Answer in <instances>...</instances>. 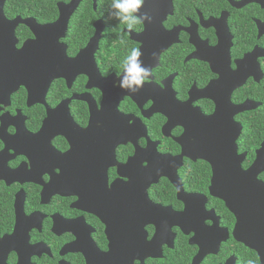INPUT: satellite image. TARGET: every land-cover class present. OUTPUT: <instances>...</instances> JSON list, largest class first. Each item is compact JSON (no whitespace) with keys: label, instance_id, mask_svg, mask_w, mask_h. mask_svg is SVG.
<instances>
[{"label":"flooded vegetation","instance_id":"flooded-vegetation-1","mask_svg":"<svg viewBox=\"0 0 264 264\" xmlns=\"http://www.w3.org/2000/svg\"><path fill=\"white\" fill-rule=\"evenodd\" d=\"M7 1L2 7L6 21L19 18L39 26L56 23L59 6L76 3L58 44L67 59L74 60L97 42L93 55L97 73L111 82L116 94L105 98L103 91L90 88L89 78L79 74L83 68L68 69L70 85L54 73L45 95L43 85L31 81L26 87L12 83L9 88L15 89L9 96L0 94V259L5 264H87L92 246L91 254L110 252L108 230L133 244L134 255H126L127 261L132 258L130 264H260L255 251L234 239L236 214L211 196L212 168L193 158L205 142L207 152L222 151L217 159L225 165L226 148H210L208 142L227 145L232 124L233 136L240 125L236 140L237 155L243 156L240 169L247 171L257 159L264 143L261 5L255 0H172L162 27L173 35L156 37L159 44L168 45L143 85L150 90L146 96L115 83L127 53L132 47L140 49L137 39L145 27L128 33L126 26L108 19L111 0L34 4L54 16L47 22L33 16L9 18L4 11ZM21 4L32 12L34 6ZM89 8L90 29L81 27L78 18ZM22 28L28 32L24 40ZM122 34L124 44L119 41ZM14 35L17 50L36 41L22 24ZM48 39L52 44L42 45L43 55L56 49L54 37ZM109 42L118 48L108 50ZM5 62L0 59L4 82L0 90L8 86ZM28 87L35 93L30 95ZM81 98L92 100L95 113ZM245 103L255 108L233 116L232 123L229 115L208 120L220 108L229 111L231 105ZM49 116L51 125L45 127ZM134 160L140 164L134 165ZM138 167L155 169L145 173L156 180L146 191L149 204L134 194V188L139 192L148 182ZM256 179L264 185V172ZM241 183L245 182H233ZM152 241L155 247L148 251L146 245Z\"/></svg>","mask_w":264,"mask_h":264},{"label":"water","instance_id":"water-1","mask_svg":"<svg viewBox=\"0 0 264 264\" xmlns=\"http://www.w3.org/2000/svg\"><path fill=\"white\" fill-rule=\"evenodd\" d=\"M5 1L6 0H0V59H6L5 65L8 70L6 73L5 83H7L6 85L8 86H3L2 90H0V94L5 93L6 96H9V94H11L15 89V86L12 89L9 88V85L12 83L14 85L19 84L26 87L27 83L31 81L34 83L37 82V84L41 83L43 85L42 95H45L54 73H56L55 75L57 77L65 79L66 83L70 85L72 81L70 79H73V77L69 79L67 78V75L70 74L68 69L74 70V68H83L84 70L79 72V74L87 76L89 78L90 88L94 87L103 91L105 98H110L113 94H116V90L111 88V82L108 80H102L97 73L93 58L94 48L96 47L97 42H91L90 45L81 51L74 60L67 59L64 47L58 44V40L64 38L65 36V31L67 30L69 21V12L76 5V3L72 2L69 6H59V20L52 25L39 26L32 20L21 21L19 18L11 22L6 21L2 14V7ZM171 1L172 0H146L145 5L142 8V11L149 13L152 17V21L151 23L146 22L144 24L145 32L138 36V39L135 38V41L137 39V42L141 43L140 50L142 52V56L140 59L143 62V65L150 69L155 67L158 56L168 45L167 43L163 44L161 41L159 44L156 37L159 35L163 36L164 34H168V36L173 35L172 33H165L162 27L163 21H165L167 14L171 11ZM158 2L162 5L159 6ZM252 2L261 5L262 9H264V0H255ZM148 4L151 7L148 8ZM240 5H244V2ZM21 24L30 29L36 37V41L25 42L23 47L20 50H17L15 48L17 41L15 39L14 30ZM49 36L54 37L55 42L53 44L56 49L53 51V54L43 55L40 52L42 45L46 42L52 44V42L48 39ZM51 60L54 61L53 64H51ZM86 60L88 63H85ZM8 72L12 74L7 77ZM164 86H166V83H164ZM147 88L148 85L147 87L144 86V88L141 87L139 92L144 93L147 96L150 94V90ZM167 88L169 91L170 81L168 82ZM27 89L30 95L36 91H31L30 87ZM163 92L166 93L167 90ZM122 95L126 94L123 93ZM81 99L87 101L90 109H92V113H95L93 110L96 107L92 104V100H86L85 98ZM159 100H161V97ZM134 101L136 100L134 99ZM67 103L68 102L64 104L65 107H67ZM104 106H108V104L104 105L103 103L102 107ZM115 106L116 104H114V107ZM183 107L184 105H182L181 108ZM219 107L220 106L218 105V108ZM230 108L231 109H229V111L222 110L220 108L208 120L215 122L216 120L223 119L222 117L229 115V119H231L228 120V122L232 123L233 116L250 111L255 107H253L252 103H245L237 107L231 105ZM66 122L68 123V126L71 124V119L68 117V114H66ZM50 125L51 116H49L45 127H49ZM229 126L230 135L227 138V145H225V142L224 145H222V143L216 145L213 143V146H211L212 143L208 142L210 148H214L217 145L221 147V149L224 147L226 148L225 154L228 157V161L225 165L223 163L221 164V162L217 159V156L222 155V151L218 150L217 152H207V144L205 142L202 143L201 148L197 149L196 158L193 159L202 160L210 165L213 171V179L210 188L211 196L222 201L231 212L236 214L238 221L233 232L234 239L238 243L248 247L250 250L255 251L259 256L260 264H264V185L256 179L257 175L264 172V143L261 146V150L257 153V159L254 164L247 171H242L240 169V163L243 156L237 155L236 147V140L240 132V125H237L239 129H234V136L232 134L233 125L231 124ZM64 128L68 129L67 125H65ZM195 143H197V141ZM185 156H188V154ZM139 164L140 163L134 160V165ZM139 170L143 176H147L146 178L148 179V182L141 189L139 188V192L137 187L134 188V194H137L139 198L142 197L144 202L149 204L147 201L146 191L151 184L155 183L156 180L150 178L145 173L148 174L153 172L155 169L152 167H146L143 169L139 168ZM224 171H228L227 173L225 172L227 175L226 178L224 176ZM229 172L232 175L229 174ZM236 181H244L245 183L233 184V182ZM116 232L106 231L110 252L107 255H102L98 252L91 254L95 251V247L92 246L89 250L93 251L86 254L87 264L131 263L132 258H128L129 260L127 261L126 255H134L133 244L125 240H121ZM146 246L150 248L148 251H152L155 244L152 241ZM0 264H5L4 258L0 259Z\"/></svg>","mask_w":264,"mask_h":264},{"label":"clouds","instance_id":"clouds-1","mask_svg":"<svg viewBox=\"0 0 264 264\" xmlns=\"http://www.w3.org/2000/svg\"><path fill=\"white\" fill-rule=\"evenodd\" d=\"M146 0H111L107 16L108 19L126 26L128 33H131L138 26L151 23L152 17L148 12L142 11ZM103 16V13H101ZM121 44H124L123 34L119 37ZM142 52L137 47H132L125 56L122 63V75L116 81V85L129 93H135L151 76V69L144 66L140 57Z\"/></svg>","mask_w":264,"mask_h":264},{"label":"trees","instance_id":"trees-1","mask_svg":"<svg viewBox=\"0 0 264 264\" xmlns=\"http://www.w3.org/2000/svg\"><path fill=\"white\" fill-rule=\"evenodd\" d=\"M24 1H27L29 5L34 6L32 9V12L25 9L24 5L21 4L22 2L24 3ZM45 1V2H44ZM55 3V0H8L6 2L4 11L5 13L9 16V18H13L17 15L20 16H33L35 17L39 22H47V21H51L54 19V16H52L50 13L47 12H40V9L35 7V5H37L38 7L41 6L42 4L44 5H48V6H54L53 4ZM35 4V5H34ZM52 11L51 13L54 14V8L51 7ZM89 11H86V13L83 15V13H80L78 18L81 21V27H87L89 26L90 29V23L87 22V18L92 19V12L91 9H88ZM85 18L86 24L83 21V18ZM21 40H24L28 37V32L25 28L21 29ZM115 34V32H114ZM109 45L107 46V49H116L118 48V46H113L111 42L108 43ZM112 45V46H111ZM113 47V48H112ZM257 119H255L252 123L256 125Z\"/></svg>","mask_w":264,"mask_h":264}]
</instances>
